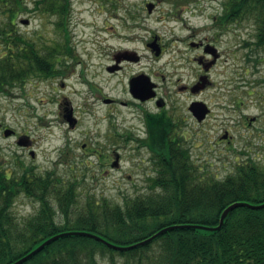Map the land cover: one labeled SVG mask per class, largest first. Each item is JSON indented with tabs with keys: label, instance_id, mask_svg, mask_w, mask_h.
I'll return each mask as SVG.
<instances>
[{
	"label": "rangeland",
	"instance_id": "1",
	"mask_svg": "<svg viewBox=\"0 0 264 264\" xmlns=\"http://www.w3.org/2000/svg\"><path fill=\"white\" fill-rule=\"evenodd\" d=\"M149 1L156 4L152 13L146 8ZM225 1L69 0L66 34L75 57L61 53L60 61L69 66L66 73L34 77L0 93V167L13 173L31 167L38 173L74 174L83 194L94 192L120 203L148 191L153 161L133 137L146 136L139 106L160 108L154 102L138 107L104 102V96L131 100L129 79L142 71L157 83V96L179 120L196 163L221 178L250 158L264 165V47L255 44L252 20L228 25L215 42L221 56L209 72L212 82L190 90L205 70L196 59L202 51L188 41L219 32L214 17L223 13ZM34 2L26 0L30 10L18 13L16 28L38 46L65 44L64 31L54 25L60 17L34 10ZM154 38L164 48L162 55L146 45ZM133 51L138 60L116 61L117 55ZM118 63L121 68L108 70ZM192 100L206 102L211 115L198 122L188 111ZM66 107L78 119L75 127L64 117ZM5 128L17 135L5 136ZM20 135L29 136L33 144L23 148L17 143ZM224 135L230 139L223 140ZM116 152L119 166L111 167ZM38 205L21 193L13 211L23 221ZM100 264L139 263L117 255L112 261L101 258Z\"/></svg>",
	"mask_w": 264,
	"mask_h": 264
},
{
	"label": "trees",
	"instance_id": "2",
	"mask_svg": "<svg viewBox=\"0 0 264 264\" xmlns=\"http://www.w3.org/2000/svg\"><path fill=\"white\" fill-rule=\"evenodd\" d=\"M18 4L11 0L9 8H0V93L31 78L59 73L55 46H38L16 28ZM68 4L35 0L34 10L60 13L58 26L67 29ZM231 12L235 22L255 23V44L264 47V0H226L221 19ZM144 121L147 135L135 139L150 152L154 175L148 178V191L126 196L122 203L98 198L94 192L83 194L74 174L38 173L31 167L13 173L0 167V264L13 263L61 232L85 230L131 245L169 225H218L221 213L235 201L264 202V165L250 158L217 177L196 163L179 120L169 110ZM21 193L39 204L23 221L13 211ZM117 255L139 264H264V208L240 206L228 213L218 230L177 227L127 250L69 233L21 264H100L101 258L112 261Z\"/></svg>",
	"mask_w": 264,
	"mask_h": 264
},
{
	"label": "flooded vegetation",
	"instance_id": "3",
	"mask_svg": "<svg viewBox=\"0 0 264 264\" xmlns=\"http://www.w3.org/2000/svg\"><path fill=\"white\" fill-rule=\"evenodd\" d=\"M16 1L19 2L18 5H20V9H21L20 12L30 10L29 7L27 6L26 0H16ZM10 2H11V0H0V8H6V7L9 8ZM34 4H35V2H34ZM222 6L224 8V5H222ZM53 14L60 16L58 12H55ZM23 20L24 19H22V21ZM58 20L54 21V25H55V28L56 29H58V26H57ZM234 23H235L234 14L232 12H231V14L228 15V18L227 19L225 18V16H223V19H221V17H219V16L216 15L215 16V22H214L215 25L214 26L220 27L219 32L215 31V34L211 38L208 36V37H206L204 39L203 38L202 39H196V38L195 39L194 38H190L189 39L188 44H189V46L191 48H198V49H200L202 51V54L199 55V56H197L196 59L202 65V69L205 70L204 73H200V74L197 75V77L198 76L199 77L197 79V82L194 84V86L192 85L193 87L190 89L191 91H194V92L195 91H199V89H202L203 87H205L206 85H208V84H210L212 82L211 79H210L211 78V75H210L209 72H210L211 68L217 63V61L219 60V57L221 56V52H220L219 48L216 47L215 42H218L219 41V36H221V34H225L229 30L230 27L228 25L234 24ZM158 44H159V46L161 48L160 55H162V53L164 52V48L161 46V44L159 43V41H158ZM146 45H147L148 48L151 49V51H153V48L149 45V42H146ZM56 47H57V50L60 51V47L58 45H56ZM68 53H67L68 55H71L72 57H75V53H73L72 51H68ZM122 57L131 59L133 61L139 59V55H137V53L134 52V51L133 52H130V53L129 52H125V53H121L120 55H117L116 56V59H118L117 62H119ZM57 64L58 65H60V64L62 65V71H60L58 75H61V76L64 75L66 73V71H67V69H68L69 66L65 62H61L60 59H57ZM121 67L122 66L118 63V64L114 65V67H112V68H110L108 66V70L114 72V70L119 69ZM140 73L146 74V72H144V71H142ZM140 73L133 75L129 79V82L131 81V79L134 76L139 75ZM183 87H185V86H182L181 88H183ZM129 89H130V83H129ZM130 93H131V90H130ZM157 94H156L155 97H152V98L141 99L139 97H135L131 93V95H132L131 98L132 99L129 100V101L123 102L122 100H118V99L112 98L113 99L112 102L119 103L120 105H136L137 107H138L137 103L143 105L146 102H154L156 104V106L160 108L158 111H151V110L146 109L145 107L139 106L142 109V111H143L142 112L143 113V119H149V116H152V114H154L156 112H159V111H161L163 109L168 110V109L165 108V101H164V99L161 98V97H159V95L157 96ZM105 98H107V97L104 96V100H105ZM193 101H195V100H192V102ZM191 103H190V105H191ZM190 105L188 107V109H189L188 111H190ZM209 108H210L209 109L210 111L207 114V116H206L205 119H207L211 115V113H212V110H211L212 108L210 106H209ZM66 109H68V108L66 107ZM69 112L72 113L71 117H73V119H76L77 120V117H75V115L73 114V109L69 108L68 109V113ZM169 112H170V110H169ZM190 112H191L192 116L195 119H197L194 116L193 112L192 111H190ZM65 116L66 115L64 114V117ZM173 118L174 119H177L174 115H173ZM67 121H68V119H67ZM69 124H70V122H69ZM225 132L227 134L228 131L225 130ZM144 133H145V135H147V132L146 131ZM13 135H17V133H15ZM133 138H135V137H133ZM222 139L223 140L226 139L225 141H228L230 139V136H228L226 138H222ZM32 144H33V140H31L29 142V145H32ZM119 155H120L119 153L118 154H117V152L115 153V159L118 157V164H117V166H119V161H120V156ZM115 159L111 163L112 166H113V163L115 162Z\"/></svg>",
	"mask_w": 264,
	"mask_h": 264
},
{
	"label": "water",
	"instance_id": "4",
	"mask_svg": "<svg viewBox=\"0 0 264 264\" xmlns=\"http://www.w3.org/2000/svg\"><path fill=\"white\" fill-rule=\"evenodd\" d=\"M147 9L149 12H152V9L155 8V3L150 1L146 4ZM25 22H28V20H25ZM157 38H155L152 42H149V45L152 46L153 50H155L156 55L160 54V48L157 44ZM131 84V93L135 96V97H139L141 99H148V98H152L154 96H156V83L152 82L151 78L146 75V74H139L137 76H134L131 81L129 82ZM106 102H111L110 98L105 99ZM190 111L193 112L194 116L197 118L198 121H202L204 120V118L206 117V115L209 113V107L207 106V104L203 101H193L190 105ZM66 117L68 118V120L70 121L71 125H75L76 123V119H73V117H71V114L66 115ZM15 131L12 130L11 128H7L4 131L5 136H10L11 134H13ZM29 137L22 135L19 137L18 139V144L20 145H27L29 144L28 140ZM34 153L32 152V155ZM114 165L118 164V157L116 158L115 162L113 163ZM240 206H247L253 209H260L264 207V202L263 203H250V202H244V201H235L231 204H229L223 211V213H221V218H220V223L218 225H204V224H184V225H180V224H174V225H169L166 226L162 229H160L159 231H157L156 233L153 234V236L151 235L150 237L143 239L141 241H138L136 243H133L131 245H121V244H116L112 241H109L107 239H105L104 237L92 233L90 231H85V230H80V231H67V232H61L57 235H54L48 239H46L44 242H42L40 245H38L35 249H33L32 251L29 252V254H26L25 256L21 257L20 259L14 261L11 264H21L23 262H25L26 260H28L29 258H31L33 255L37 254L38 252H40L46 245H48L50 242L65 236V235H69L70 234H81V235H88L91 237L96 238L97 240L105 243L106 245H108L111 248H116V249H120V250H127V249H133L134 247H137L139 245L142 244H146L147 242L152 241L155 237H158L159 235L163 234L166 231L172 230L174 228L177 227H196V228H204V229H208V230H218L222 227L224 220L226 218V216L228 215V213L233 210L234 208L240 207Z\"/></svg>",
	"mask_w": 264,
	"mask_h": 264
}]
</instances>
